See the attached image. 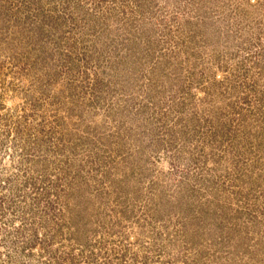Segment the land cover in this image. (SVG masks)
I'll use <instances>...</instances> for the list:
<instances>
[{
	"label": "rangeland",
	"instance_id": "obj_1",
	"mask_svg": "<svg viewBox=\"0 0 264 264\" xmlns=\"http://www.w3.org/2000/svg\"><path fill=\"white\" fill-rule=\"evenodd\" d=\"M0 264H264V0H0Z\"/></svg>",
	"mask_w": 264,
	"mask_h": 264
}]
</instances>
